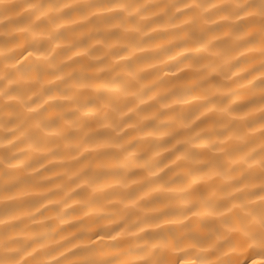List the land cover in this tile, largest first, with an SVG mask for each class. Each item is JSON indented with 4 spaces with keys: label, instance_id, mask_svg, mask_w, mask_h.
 <instances>
[{
    "label": "clouds",
    "instance_id": "1",
    "mask_svg": "<svg viewBox=\"0 0 264 264\" xmlns=\"http://www.w3.org/2000/svg\"><path fill=\"white\" fill-rule=\"evenodd\" d=\"M0 264H264V0H0Z\"/></svg>",
    "mask_w": 264,
    "mask_h": 264
}]
</instances>
